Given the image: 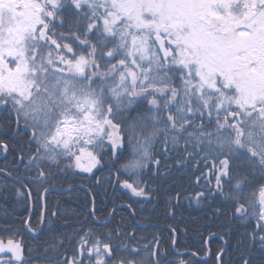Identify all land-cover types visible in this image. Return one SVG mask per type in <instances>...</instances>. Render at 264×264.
I'll return each instance as SVG.
<instances>
[{
    "label": "snow or ice",
    "instance_id": "1",
    "mask_svg": "<svg viewBox=\"0 0 264 264\" xmlns=\"http://www.w3.org/2000/svg\"><path fill=\"white\" fill-rule=\"evenodd\" d=\"M0 111L35 146L24 167L35 169L37 184L56 171L94 175L110 164H119L118 180L141 175L159 166L153 148L163 138L178 168L191 157L210 170L198 204L220 199L239 218L254 217L249 238L264 264V0H0ZM123 187L150 194L128 180ZM60 259L187 264L168 260L158 243L114 249L84 237ZM0 264H32L31 250L0 240Z\"/></svg>",
    "mask_w": 264,
    "mask_h": 264
},
{
    "label": "trees",
    "instance_id": "2",
    "mask_svg": "<svg viewBox=\"0 0 264 264\" xmlns=\"http://www.w3.org/2000/svg\"><path fill=\"white\" fill-rule=\"evenodd\" d=\"M6 136L8 134L0 128V138ZM162 142L163 139L153 148L155 159L160 161L159 166L149 164L138 176L121 172L120 182L115 188L113 174H103L99 181L98 177L105 171L116 172L119 164H110L94 175L68 168L54 172L45 184H37L30 182L35 177V169H26L24 165L27 161L0 159V171L7 173L5 177L0 172V205L11 211L17 208L23 210L19 218L12 221H26L31 205L35 209L32 221H40L43 212L40 198L46 192L45 188H52L45 198V221L68 223L65 228H60L50 222L43 238L37 243L32 239L24 240L26 252L31 250L43 257H52L66 251L65 256L70 257L84 237L89 246L99 242L101 245L111 244L114 249L117 245L136 244L143 248L158 243L159 250L166 251L168 259L174 257L178 250L187 264H219L217 256L224 250L222 237L233 234L234 238L227 239L228 250L222 264H243L244 259H250L251 264H261L258 245H254L249 238L254 222L246 223L243 229L235 232L229 221H224L236 215L231 203L217 199L202 200L198 204L194 198L200 191L196 183L200 177L197 172L202 171L205 164L189 157L187 166L178 168L180 157L171 149L165 153L161 149ZM10 176L31 190V200L23 187L10 181ZM124 180L146 185L149 196H135L130 189L123 187ZM189 188L193 191H188ZM254 192L255 188L245 195L251 199ZM178 194L184 215L190 218L206 213L202 221H186L177 214L175 199ZM92 214L95 220L91 218ZM0 221L11 220L2 214ZM84 221L88 222L83 224ZM21 227L15 223L13 235L27 234ZM59 241H63V245ZM53 246L56 251L52 250ZM208 255L210 258H207Z\"/></svg>",
    "mask_w": 264,
    "mask_h": 264
},
{
    "label": "flooded vegetation",
    "instance_id": "3",
    "mask_svg": "<svg viewBox=\"0 0 264 264\" xmlns=\"http://www.w3.org/2000/svg\"><path fill=\"white\" fill-rule=\"evenodd\" d=\"M176 83L178 84L179 81H176ZM139 111L141 112V114H145L147 111V105H142L141 108L139 109ZM8 127H9V129H8ZM0 128L3 129L4 132L8 134V136H6L4 138H0V141H3L4 143L8 144V150L7 151L0 149V159L9 158L11 160L21 161L20 159H18V154H23L24 155L23 161H27L28 156L30 154H32V151H34V147H35L34 145H32L31 150H30V147H29V139L30 138H29L27 131H19L18 132L16 130L14 118L8 112H4V111H0ZM214 128H215V125L209 126V130H214ZM5 129H8L9 131H5ZM162 139L163 138H161V140ZM181 145H182V142H181ZM164 170H167V169L164 168ZM106 173H110V171H105L102 174H100L98 177V181L101 178V176L103 174H106ZM197 173L200 174V177H199L200 182L198 184L199 190H202L205 186H210V183L212 182L211 181V175H210V170L206 167V165L202 171H199ZM110 174H113V173H110ZM115 180H116V176H115ZM119 182H120V178H119V181L117 184H119ZM117 184H116V186H117ZM116 186H115V182H114V188ZM51 190H52V188H50L49 190H47L46 192H44L42 194V198H44V200L46 198V197H44L45 196L44 194L45 193L48 194ZM188 191H193V189L189 188ZM179 203H180V196H179L178 200L176 198L175 211L177 212L178 215H180L185 220H187L189 217L184 215V212L180 209ZM31 204H32V202H31ZM188 204H189V202H188ZM42 205H43L42 217L45 220V213H46L45 202L42 203ZM5 207L6 206H4V205H0V211H2V209ZM32 210L35 211L33 205H31L30 215L26 220L30 221V227L36 231H29L25 225V221H0V240L4 241L5 243L9 239L17 241V242H22L23 247L25 248V243H24L25 241L24 240L32 239V240H34V242L37 243L38 239L43 238L44 232L46 230V226L50 222H52L56 227H60V228H65L68 224V223H61L60 224V223H57V221H45L46 223L43 225L42 228L39 227V228L35 229L34 226H39V221H32V218H33V215L31 212ZM204 215H206V213H200L197 216H192V217H196L198 219H201ZM224 221H229L231 228L235 232L238 231L239 229H243L245 227L246 223H250V222L255 223L254 217H249L247 219H244V218H239L237 216V214L235 216L234 215L231 216V218H225ZM15 223L22 225V227H21L22 231L27 232V234L25 233V234H21V235H13ZM232 238H234L233 234L226 235V236L222 237L224 250H223V254L220 255V257H219V260H218L219 264H222L223 257L228 250L227 239H232ZM175 248H176V242L174 244V249ZM61 254H63L65 256L66 251H63V252L59 253L58 255H55L52 257H43L40 254H35L32 251L31 252L32 264H40L41 262H46L48 264L49 261H51L52 264H62V261L60 259ZM26 255H28L27 252H26ZM182 255H183L182 252H179L178 250H176L175 256L172 257L171 259H168V260H177V261L184 260ZM207 258H210V256L208 255Z\"/></svg>",
    "mask_w": 264,
    "mask_h": 264
},
{
    "label": "bare ground",
    "instance_id": "4",
    "mask_svg": "<svg viewBox=\"0 0 264 264\" xmlns=\"http://www.w3.org/2000/svg\"><path fill=\"white\" fill-rule=\"evenodd\" d=\"M0 172H3V173H1L2 175H7V173H5L4 171H0ZM6 177V176H5ZM9 179H10V181L11 182H14L15 184H17L18 186H21V182H18L16 179H14L12 176H10V177H8ZM7 184H8V182H6ZM5 183V184H6ZM22 187V186H21ZM24 188V187H23ZM27 188V187H26ZM25 189V188H24ZM28 189V188H27ZM25 191H26V189H25ZM27 192V191H26ZM27 194V196L29 197V199L31 200L32 199V196L30 195H28V192L26 193ZM46 194L47 193H45L44 195V197H46ZM40 200H41V203H44L45 202V200H44V198H40ZM175 201H176V199H175ZM175 207H176V205H175ZM30 210H31V208H30ZM22 209H20V208H17V210H13V211H11V210H9L8 208H3L2 209V211H0V215H2L3 214V216L5 215L8 219H10L11 221L12 220H15V219H17V218H19V216H20V214L22 213ZM32 212V215L34 216V214H35V211L34 210H32L31 211ZM91 218L93 219V220H95L96 219V217H95V215L94 214H92L91 215ZM33 219V218H32ZM186 221H190V222H193V221H202V219H198V218H196V217H190V218H188ZM86 222H88V221H84L83 222V224L84 223H86Z\"/></svg>",
    "mask_w": 264,
    "mask_h": 264
},
{
    "label": "water",
    "instance_id": "5",
    "mask_svg": "<svg viewBox=\"0 0 264 264\" xmlns=\"http://www.w3.org/2000/svg\"><path fill=\"white\" fill-rule=\"evenodd\" d=\"M110 173H113V174H114L115 172L110 171ZM114 175H115V174H114ZM115 176H116V175H115ZM118 181H119V180H118L117 177H116V180H115V186H116V184L118 183Z\"/></svg>",
    "mask_w": 264,
    "mask_h": 264
}]
</instances>
